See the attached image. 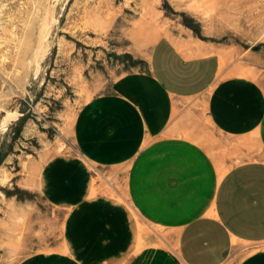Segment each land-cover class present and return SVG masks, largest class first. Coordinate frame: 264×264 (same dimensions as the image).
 Wrapping results in <instances>:
<instances>
[{
  "label": "crops",
  "instance_id": "obj_1",
  "mask_svg": "<svg viewBox=\"0 0 264 264\" xmlns=\"http://www.w3.org/2000/svg\"><path fill=\"white\" fill-rule=\"evenodd\" d=\"M208 126L232 139L227 155L264 156V91L222 71L197 36L160 38L147 72L122 76L81 108L78 154L42 165L33 183L65 212L64 237L16 264H264V248L250 247L264 243V158L221 176L222 150L202 143ZM94 169L123 178L124 197L96 186Z\"/></svg>",
  "mask_w": 264,
  "mask_h": 264
},
{
  "label": "rangeland",
  "instance_id": "obj_2",
  "mask_svg": "<svg viewBox=\"0 0 264 264\" xmlns=\"http://www.w3.org/2000/svg\"><path fill=\"white\" fill-rule=\"evenodd\" d=\"M182 34L212 45L222 71L264 91V0H0V264L60 244L66 214L33 183L42 165L78 154L81 108L122 76L147 72L155 43ZM204 134L203 146L224 154L221 176L264 158L246 148L227 155L231 138L210 126ZM93 175L105 193L124 197L123 178L107 169Z\"/></svg>",
  "mask_w": 264,
  "mask_h": 264
},
{
  "label": "bare ground",
  "instance_id": "obj_3",
  "mask_svg": "<svg viewBox=\"0 0 264 264\" xmlns=\"http://www.w3.org/2000/svg\"><path fill=\"white\" fill-rule=\"evenodd\" d=\"M48 33H49V32H48ZM46 37H47V35H46ZM46 37H45V38H46ZM40 49H42V48H40ZM40 49H39V50H40ZM40 51H41V50H40ZM37 55H38V54H37ZM37 58H38V57H37ZM38 66H39V65H38ZM39 71H40V70H39ZM8 124H9V119H7V120L4 122L2 128H3V129L7 128ZM4 181H5V180H4Z\"/></svg>",
  "mask_w": 264,
  "mask_h": 264
}]
</instances>
